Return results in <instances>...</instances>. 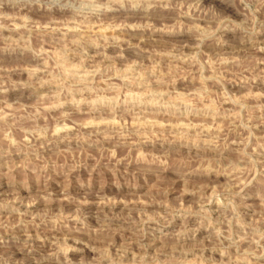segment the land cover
Returning <instances> with one entry per match:
<instances>
[{"label":"rangeland","instance_id":"1","mask_svg":"<svg viewBox=\"0 0 264 264\" xmlns=\"http://www.w3.org/2000/svg\"><path fill=\"white\" fill-rule=\"evenodd\" d=\"M0 264H264V0H0Z\"/></svg>","mask_w":264,"mask_h":264}]
</instances>
